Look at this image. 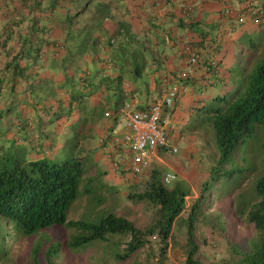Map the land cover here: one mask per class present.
<instances>
[{
  "label": "trees",
  "instance_id": "obj_1",
  "mask_svg": "<svg viewBox=\"0 0 264 264\" xmlns=\"http://www.w3.org/2000/svg\"><path fill=\"white\" fill-rule=\"evenodd\" d=\"M130 1L0 0V13L6 10L7 18L11 14L12 19L0 40V63L3 57L5 59L0 67V103L5 102L10 110L16 108L21 111L23 107L29 106L34 110L37 108L39 116L46 113L50 116L49 122H53L58 112L53 113L52 101L58 99L57 102H61L59 94L67 95L73 84L87 89L93 80L100 77L104 85L115 84L123 97L122 75L124 76L130 68L134 77L139 78L145 71L142 53L145 48L138 47V35L131 29L128 20L131 12ZM157 1L153 3L160 5L164 2L167 5L171 2ZM242 1L239 0L240 3ZM16 3L20 8L15 7ZM262 8L260 14L264 16V5ZM191 12L192 6L188 5L184 8L183 15L188 18ZM260 14L251 11L249 13L253 21L262 19ZM107 23L112 24L114 28L110 30ZM24 25L26 27L22 28ZM179 26L200 36V42H185L178 51L186 61V50L199 51L203 60L196 68L202 69L204 75L196 79L188 70L177 71L170 78L166 77L165 81L158 83L157 90L161 96L165 87L177 86L180 89L175 110L181 105L186 93L194 96L193 112L188 115V122L181 128L180 134L183 136L198 132L202 137L208 134L212 139L218 156L217 165L213 168L211 180L203 185L200 195L188 206L187 199L192 196L190 188L181 182L169 186L164 181L166 174L159 169H151L145 188L129 196L134 205L144 204L153 211L152 222L144 228H139L126 215L117 214L112 208L120 201L117 188L102 183L99 188L92 186L97 180L94 175L102 174L94 164L87 165L89 155L67 153L68 156L64 155L59 159H23L22 150L17 149L16 145H22L24 131L31 123L19 121L17 125L14 124L15 142L10 145L0 142V152H6V155L10 153L7 162L12 163L10 166H0V222L7 226L6 233L0 234L4 246L8 240L32 239L61 228L72 233L64 245L56 243L47 247L44 251L45 264H58L57 260L64 248L80 252L95 245H116L120 239L126 240L124 248L114 253L112 261L122 264L147 252L152 245L151 239L156 238L158 256L153 254V257L159 264H164L174 239L177 221L186 211L189 213L185 221V264H201L196 235L200 222L212 225L228 236V228L225 226L227 223L218 216L212 219L207 211L211 206L212 191L223 193L222 198L228 199L243 183L242 177L238 183L235 182V175L240 176L244 172L252 175L257 171L255 167H249L246 170L229 169L223 172L222 167L231 162L239 147L250 142L259 126L264 128V57L252 62L250 68L236 73L238 78L232 92L204 100L212 89H225L222 86L226 84L218 73L222 65L219 58L221 46L215 39L207 41L209 32L201 30L199 22L185 24L181 21ZM114 35L127 40L124 46L121 43L123 40L119 42L121 46L115 44ZM88 57L91 58L95 71L87 68L90 67V63L86 62ZM152 57L155 55H151ZM22 62L28 63L23 65ZM50 62L60 63L62 68L58 69V72L62 75V80L54 81L53 77L48 81L43 80L42 74L46 72V66ZM118 67L121 69V76L113 79L108 75V69ZM188 67L191 66L188 64ZM70 69H73L75 74L68 77ZM99 74L101 75L98 76ZM52 86L53 89L42 98L36 95V90ZM127 87L130 94H134V85L128 83ZM71 93L70 104L73 106L80 103L83 95L80 96L77 90ZM32 100L36 104H33ZM116 110L117 108L110 112ZM68 113L67 117L71 119L74 113L72 107ZM106 113L102 114L107 117ZM4 118L5 111H0V135L4 134ZM115 124L113 121L107 132H112ZM173 134L174 131H171L170 137ZM50 150L52 148L49 147L46 151ZM260 151L264 154V143ZM166 152L167 149L164 148L159 151L160 154ZM261 162V177L255 182L250 193L241 192L234 198L233 209L235 216L253 225L255 237L244 250L234 246L231 238H227L231 249L228 259L222 260V264H264V158ZM92 170L96 172L94 175H91ZM122 174L118 173L123 180L125 175ZM232 186L235 188L232 189ZM83 198H86L91 208L87 217L83 220L68 219L73 205ZM42 249L40 242L32 247V264H39Z\"/></svg>",
  "mask_w": 264,
  "mask_h": 264
},
{
  "label": "rangeland",
  "instance_id": "obj_2",
  "mask_svg": "<svg viewBox=\"0 0 264 264\" xmlns=\"http://www.w3.org/2000/svg\"><path fill=\"white\" fill-rule=\"evenodd\" d=\"M201 1L203 3H225V10H227L226 13L228 14H225L224 19L226 18L230 29L232 30V28H234V31H236V33L228 39L227 43V63L235 71L233 73V78H230L229 80L230 86H232L236 82V78H238L236 73L243 72L244 69L251 67L252 62H257L261 57H264V16L263 14H260L263 9L262 6L264 5V0H243L241 3L239 0ZM133 2L135 1L133 0ZM157 2H161V0H158ZM154 6L160 11H164L169 7L168 4L166 5L164 2L159 6L156 4H154ZM250 11L262 15V19L253 21L249 15ZM129 18L132 20L130 23L131 29L133 31L140 30L138 27H140L139 24L142 16L132 14ZM151 18L155 19L153 16ZM107 24L109 28L111 24ZM114 40L115 44H119V42L123 40V42H121L123 46L124 43L127 42L123 37L117 36ZM100 75L101 74L98 76ZM98 78L100 79V77ZM127 84L128 82H126V85ZM53 85L57 87L56 83ZM137 90L141 91L142 88L140 89L137 87ZM154 91L149 93V98H152V96L157 98L160 97V91L157 90L156 93ZM187 95H189V93L185 94V96ZM190 99L191 96L188 97L189 102ZM185 102L187 103V101ZM181 104H184V100ZM85 105L86 104L84 103L81 104V113L76 119H73V121H70L68 117L56 115V119L53 122H48L47 124L40 122V126H47L49 130L57 135L55 143L62 140L59 145L62 148L52 151L55 152L54 158H63L67 153L68 155H76L79 153L87 156L89 155L87 165L89 164L91 166L94 164L97 167L98 172L100 171L102 174L94 175L96 172L92 170L91 175L97 177V180L92 186L99 188L102 183L111 188H117L119 190L118 198H120V201L117 202V205L112 206V208L115 210V213L126 215L130 221L137 225V227L144 228L149 225L153 220V211L144 204L134 205L132 201L129 200V196L136 192H140L145 188L151 169H159L164 174L173 173L177 178L175 182H181L190 188L192 196L187 199L188 206L200 195L203 185L211 180L214 170L213 168L217 165L218 156L216 149L211 142L212 139L210 135L204 134L202 137L198 132L183 136L180 134L181 128L184 126L182 125V122H186L188 111L181 112V114L179 113L180 117L176 118L177 123L175 125V132L171 136V145H174L178 149V152L174 154L169 152L161 154V159L152 163L147 174L139 178L138 181L133 182L131 180L123 181L118 174L112 172L110 166L102 155V150L100 149L101 139L106 134H112V132H114H106L107 125L109 122L113 123V120L105 117V115L102 114L103 110L101 109L100 116L98 117L87 115ZM263 130L264 128L259 126L250 142L247 143L246 146L239 147L233 154L231 162L222 167L223 172L229 169L246 170L249 167H255L257 171L252 175H249L246 172L242 173L240 176L239 174L235 175V182L238 183L240 181L239 178L242 177L241 179L243 180V183L239 188H236L234 194L228 199L222 198L224 197L223 193H215L212 191L211 206L209 211H207V214H211L212 219L217 216L221 217V219L227 223L225 226L228 228L227 233L229 237L220 232L216 227H212V225H208L207 223L202 224V222H200L197 225L196 235L197 243L200 247L199 260L201 264H222V260L228 259L231 247L227 242V238H231L234 246L244 250L255 237L253 225H250L244 219L235 216L233 209L234 198L236 199L241 192L250 193L255 182L262 175L261 161L264 158V154L260 153V150L261 145L264 143ZM79 143H81L80 146ZM0 148H2L1 143ZM35 152L36 148L33 146H30V148L27 147L24 150L22 149L23 159H30ZM9 156L10 153H7L6 155V152H0L1 167L4 164H6V166L12 164L7 162ZM234 188L235 186H232V189ZM89 207L90 205L87 203L86 198L79 200L71 208L68 219H85L88 215V210L91 209ZM188 213V211L183 213L177 221L174 231V239L168 251L167 261H165L164 264H185L186 262L187 238L185 221L188 218ZM212 222H214V220ZM6 231V224L0 222V234L6 233ZM71 233L72 232L68 230L56 228L32 239L18 238L16 241L13 239L8 240L5 246L0 238V264H32V247L39 242L43 246L39 255V264H45L44 251L47 247L56 243L64 245L68 241ZM10 236L11 235H9V237ZM125 241L126 240L120 239L116 242V245H95L80 252H73L63 247L64 249L61 251L57 263L116 264L112 261L113 255L114 253L121 251L120 249L124 248L123 244ZM151 241L152 245L147 252L138 255L134 260L122 264H159L153 257V254L158 256L157 240L154 238L151 239Z\"/></svg>",
  "mask_w": 264,
  "mask_h": 264
},
{
  "label": "crops",
  "instance_id": "obj_3",
  "mask_svg": "<svg viewBox=\"0 0 264 264\" xmlns=\"http://www.w3.org/2000/svg\"><path fill=\"white\" fill-rule=\"evenodd\" d=\"M133 0L130 1V17L132 14H137L142 16L140 19V24L138 28L140 30L135 31L138 37V47L145 48L142 50L144 56L145 63V71L138 76L139 78L134 77V75L130 72V68L128 72L122 75L124 79L123 91L124 96L121 97V93L115 87V84L104 85V82L99 81V78H96L90 83V86L87 89L79 87L76 84H73L69 89V93L65 95V93H60L59 98H62L61 102L52 101V111L53 113L58 112L59 116L67 117L69 116L68 112L72 107V114L70 121L76 119L77 116L81 113V104L85 105V111L87 115L90 116H100V109L104 112H108L110 110H115L119 106L122 105L123 102H127L130 99H135L141 104H148L156 101L157 97L152 96V98L148 97L150 92L156 93L157 84L165 81L167 78H170L172 74L177 71H186L188 70L192 77L196 79H200L202 75H204V71L199 68H191L188 67L187 61L184 58H181L178 49L185 42H200L201 38L197 33L191 32L187 29H182L179 24L183 21L185 24L189 22H194L200 24V29L204 32H209V36L206 37L207 41L211 39L217 40L221 46V54L219 55L220 60H222V65L219 68V76L224 81L225 89L214 88L212 91L204 97V100H210L217 95L230 93L232 92L236 86L234 84L230 86L229 80L233 78V69L227 63V43L228 39L236 33L234 28L230 29L229 23L227 24L226 18L224 16L227 12L225 10V3H217V2H209L203 3L201 0H171L170 4H168V8L164 11L158 10L154 3L157 0ZM159 6L158 3H155ZM192 6V14L190 17L183 15V10L185 6ZM15 7L20 8L19 4L16 3ZM221 12V13H219ZM3 13V14H2ZM0 13V40L1 36L4 33L5 29L8 26V23L11 17L6 16L5 12ZM155 19H152V16ZM130 23L132 22L131 18L128 19ZM26 25L22 26L25 28ZM108 27V26H107ZM114 26L111 24L109 29L112 30ZM230 29V30H229ZM237 29V28H236ZM234 31V32H233ZM232 33V34H230ZM213 35V37H212ZM13 47V45H10ZM176 46V47H175ZM146 50V52H144ZM141 51V50H140ZM151 55H155V57L151 58ZM89 58V57H88ZM4 57L2 58V62L0 63V67L4 63ZM88 64L90 63V70L95 71L93 64H91V58L86 61ZM164 62V64H162ZM28 62H22L23 65H26ZM32 64V62L30 63ZM46 72L42 74V78L44 81L50 80V77H53L52 80L60 81L62 80V75L58 72V69L62 68L59 62L53 63L50 62L46 66ZM68 77H71L75 74L73 69L68 71ZM1 75V74H0ZM108 75H110L113 79H117L121 76V69L118 67L108 69ZM167 77V78H166ZM228 82H227V81ZM126 82L132 83L135 88L134 94H130V90L126 85ZM116 83V82H115ZM155 86V87H154ZM227 86V87H225ZM107 87H113L108 89ZM138 88H142L141 91L137 90ZM53 89L52 87H48L47 89L36 90V95L42 98V96L46 95L47 92H50ZM82 96L80 103H75L73 106L70 104L71 92L76 91ZM126 92V93H125ZM191 96L190 102L188 101V97ZM149 98V99H148ZM185 98V99H184ZM183 98L184 104L178 106L175 110L173 131L175 132L176 118L180 117L179 113L184 111H188V115L192 113V109L195 106L194 96L187 95ZM148 99V100H147ZM182 100V101H183ZM187 101V103L185 102ZM33 104H36L32 100ZM5 104V105H4ZM0 103V111H5V118L2 123V130L4 134L0 135V142H6L10 145V143L15 142L16 134H15V125L19 121H30L31 126L24 131L23 134V142L22 145H16L17 149L24 150L27 147L33 146L36 148V152L34 155L30 157V160H41L44 158L54 159L55 152L53 150H57L62 148L60 142L55 143L57 139V135L54 134L53 131L49 130L47 126H40V122L47 124L49 122V117L47 114L38 115V109L34 110L31 106L27 108H22V110L11 109L6 107V103ZM41 113V112H40ZM177 113V115H176ZM187 116L186 122H182V125L187 124ZM42 119V120H41ZM41 120V121H40ZM69 121V122H70ZM38 123V124H37ZM15 124V125H14ZM112 125L111 122L107 125V129ZM183 127V126H182ZM102 136V135H101ZM101 139V138H100ZM53 141V142H52ZM52 148L50 151H46L47 148Z\"/></svg>",
  "mask_w": 264,
  "mask_h": 264
},
{
  "label": "built area",
  "instance_id": "obj_4",
  "mask_svg": "<svg viewBox=\"0 0 264 264\" xmlns=\"http://www.w3.org/2000/svg\"><path fill=\"white\" fill-rule=\"evenodd\" d=\"M187 63L199 67L202 55L197 50H186ZM180 95L177 86L165 87L159 99L150 104H141L135 99L127 101L115 112L106 116L116 122L114 132L106 134L100 142L102 155L112 172L125 175L123 180L139 179L150 170L152 163L160 160V149L174 154L178 149L170 137L173 131L176 100ZM176 175L164 177L167 185L176 181Z\"/></svg>",
  "mask_w": 264,
  "mask_h": 264
}]
</instances>
